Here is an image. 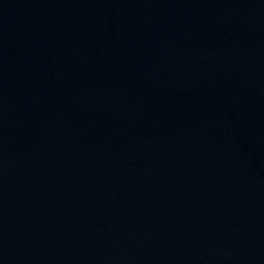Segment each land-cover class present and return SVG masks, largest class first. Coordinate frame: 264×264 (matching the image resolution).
<instances>
[{
  "label": "water",
  "instance_id": "95a60500",
  "mask_svg": "<svg viewBox=\"0 0 264 264\" xmlns=\"http://www.w3.org/2000/svg\"><path fill=\"white\" fill-rule=\"evenodd\" d=\"M0 264H264V0H0Z\"/></svg>",
  "mask_w": 264,
  "mask_h": 264
}]
</instances>
